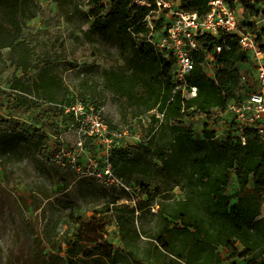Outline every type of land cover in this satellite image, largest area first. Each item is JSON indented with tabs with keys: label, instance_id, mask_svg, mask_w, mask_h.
<instances>
[{
	"label": "rangeland",
	"instance_id": "1",
	"mask_svg": "<svg viewBox=\"0 0 264 264\" xmlns=\"http://www.w3.org/2000/svg\"><path fill=\"white\" fill-rule=\"evenodd\" d=\"M30 8L35 15L23 26L21 41L25 46L0 48V264H66L65 240L75 232L77 217L93 215L105 219L104 236L113 245L117 261L112 263L97 249L93 255H78L73 264H170L171 256L155 246V236L163 226L161 208L185 197L183 185L176 171L161 175L153 166L158 161L152 154L166 142L160 132L155 138L151 135L149 115L106 88L112 74L132 73L126 58L128 40L121 43L116 38V25L109 39L94 31L88 0H33ZM4 9L0 3L1 23ZM259 9L261 15L252 18L244 15L239 4L236 7L242 26L264 37V5ZM24 48L31 55L24 56ZM241 70L248 76L245 90L257 88L252 63H242ZM43 84L44 89L39 87ZM16 93L35 101L39 108L22 116V131L31 130L32 124L45 131L49 124L57 127L51 137L52 148L47 151L33 148L18 130H3L2 121L17 116L7 109L8 96ZM43 94L62 105L90 104L110 130L133 136L115 142L121 148L141 150L140 167L130 180H124L136 186L149 184L155 198L104 186L94 177L82 175L66 158L56 159L63 150L79 154L80 143L87 154L96 156L98 146L71 120L61 124L40 117L52 106ZM211 116L204 120L194 115L186 125L198 136L207 130L223 140L231 132L230 120L215 112ZM17 122H12V130ZM89 155L81 152L80 163L87 164ZM97 158L102 164L103 157ZM236 191L234 180L230 194ZM131 199H136V205L126 202ZM125 206L137 212L133 214ZM238 262L246 263L245 259Z\"/></svg>",
	"mask_w": 264,
	"mask_h": 264
},
{
	"label": "trees",
	"instance_id": "2",
	"mask_svg": "<svg viewBox=\"0 0 264 264\" xmlns=\"http://www.w3.org/2000/svg\"><path fill=\"white\" fill-rule=\"evenodd\" d=\"M146 1L151 6L134 4V0H110L108 4L105 0H88V17L93 20L94 31L102 38H111L112 26L116 25V38L121 43L128 40L126 58L132 73L129 76L112 74L106 88L132 101L145 114L158 109L164 115L163 120L151 116L150 132L158 123L154 138L160 132L166 142L152 154L153 160L158 161L153 166L161 175L176 171L185 197L161 208L163 226L155 236V246L164 255L171 256L170 264H240V259H245V264H264V142L254 129L245 132L246 145H243L231 133L219 140L214 132L203 130L198 136L186 125V116L192 118L196 113L226 110L230 102L241 100L252 90L246 91L241 82V64L248 63L249 58L240 49L236 37L202 38V45L209 51L217 44H224L216 59L218 78L208 77L202 66L204 56L199 55L189 79L198 88L197 96L187 99L180 93L174 94L175 60L165 58L146 40L150 29L143 20L154 9L153 0ZM226 1L232 9L239 4L244 15L252 18L261 15L259 6L264 5V0ZM210 2L182 0V7L202 15L208 11ZM0 3L5 7L3 23L0 21V48H23V26L35 15L30 8L33 0H0ZM23 55H31V51L24 48ZM39 87L44 89V84ZM43 96L52 106L42 111L40 117L59 120L61 124L71 120L63 109L53 106L58 102L52 96ZM7 109L17 115V119L3 120L4 131H20L37 150L52 148L51 137L53 129L57 128L54 124H49V131L34 124L29 131L19 127L25 124L21 123L22 116L39 110L35 101L16 93L8 96ZM14 121L18 124L12 130ZM141 160L139 147L117 146L112 150L115 173L126 181L140 167ZM234 180L237 191L230 194ZM138 185L143 195L150 200L155 198L149 184ZM125 207L133 214L137 212L134 207ZM77 219L75 232L65 240L66 264H73L80 254L93 255L97 249L115 263L117 256L113 254V245L104 236L105 219L98 215L78 216Z\"/></svg>",
	"mask_w": 264,
	"mask_h": 264
},
{
	"label": "built area",
	"instance_id": "3",
	"mask_svg": "<svg viewBox=\"0 0 264 264\" xmlns=\"http://www.w3.org/2000/svg\"><path fill=\"white\" fill-rule=\"evenodd\" d=\"M109 1L105 0L106 4ZM134 4L151 6V3L146 0H134ZM153 4L154 9L143 20L150 29L146 40L165 58L175 60L174 94L180 93L183 98L191 99L198 94V88L192 85L189 79L199 55L204 56L202 66L208 77L214 80L218 78L219 67L216 59L221 54L224 44H217L213 51H209L204 48L201 39L207 36L219 39L224 35L236 37L240 49L247 54L249 62L252 63V75L256 79L257 88L245 93L241 100L230 102L226 110L214 109L209 113L195 115L204 120L212 118L213 112L220 116L227 115L233 138L246 145L245 132L248 129H254L264 142V37L242 26L236 9H232L226 0H211L208 11L202 15L185 10L182 7V0H153ZM159 23H162L161 28L158 27ZM241 82L248 83V76L243 72ZM54 105L63 109L64 113L71 117V121L85 133V137L94 139L98 146L96 156L87 154L83 143H80L79 154H77L78 151L63 150L56 159L66 158L78 172L83 173L82 175L94 177L104 186L121 188L132 196L142 194L141 186L131 185L115 173L111 161L112 150L117 147L115 142L134 137L127 131L110 130L96 108L90 104L77 102L69 105ZM147 115L150 118L155 115L160 120H163L164 116L158 109ZM10 117L17 119L15 116ZM186 118L187 121L191 119L189 116ZM20 120L22 121V118ZM158 127L157 123L151 135H154ZM48 134L51 135L49 132ZM101 148L102 154H100ZM83 151L89 155L87 164H81L79 160L80 153ZM99 155L103 157L102 164L97 161ZM126 202L136 205V199Z\"/></svg>",
	"mask_w": 264,
	"mask_h": 264
}]
</instances>
